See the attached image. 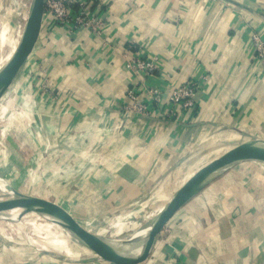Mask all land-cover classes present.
Here are the masks:
<instances>
[{"label":"crops","instance_id":"crops-1","mask_svg":"<svg viewBox=\"0 0 264 264\" xmlns=\"http://www.w3.org/2000/svg\"><path fill=\"white\" fill-rule=\"evenodd\" d=\"M75 1L76 8L86 3L101 12L104 35L99 39L88 29L64 30L51 17L43 18L20 72H28L33 82L24 90L32 97L20 118L34 126L23 134L29 152V143L40 156L47 144L60 142L53 153L60 158L57 169L86 174L81 185L85 202L136 204L205 128L214 134L229 131L233 139L243 134L264 140V73L250 41L253 31L264 29V0ZM135 57L158 64L143 84L125 69ZM190 79L201 82L197 110L178 114L175 109L182 124L132 117L120 132L114 129L128 90L169 92ZM162 105L160 117L170 110ZM99 130L108 135L101 150L89 153L81 165L61 161L75 157L77 150L70 147L75 141L93 140ZM109 140L113 145H105ZM237 168L215 175L179 208L137 264H264V205L255 202L250 181L236 179ZM23 169L28 172L29 164ZM79 180L69 187H77Z\"/></svg>","mask_w":264,"mask_h":264},{"label":"rangeland","instance_id":"rangeland-1","mask_svg":"<svg viewBox=\"0 0 264 264\" xmlns=\"http://www.w3.org/2000/svg\"><path fill=\"white\" fill-rule=\"evenodd\" d=\"M32 1L0 0V64L7 58L16 33L17 31L19 33L25 18L24 29ZM30 78L31 75L28 72L19 73L9 91H6L0 97V176L5 179L6 188H13L24 195L43 198L59 205L81 228L101 238L118 237L123 234H127L128 236H125L129 237L139 229L142 218L148 211L156 208V212H158L194 173L243 142L262 140L256 137L243 136V134H240L241 137L233 139L229 131H221V133L216 131L214 134L213 130L208 131V128H205L204 134L199 136L197 140L190 142L188 149L183 152V156L174 164L171 171L161 174L160 180L152 184L157 187L148 190L146 197L143 196L136 204H132V206L91 205L85 202L86 190L83 186L81 187L83 181L87 178L86 174L78 173L75 175L70 172V168L59 171L56 167L60 158L56 159L57 156L55 157L53 153H58L59 148H61L60 142L47 144L46 152L40 156L37 154V146L29 143V152V147L24 145L23 134H25V129L29 128L33 131L34 128L33 125L21 121L25 118H20L21 109H25L26 104L29 103L32 97L31 93L28 96L24 91L28 89ZM19 99H25L26 102H21V100L18 102ZM132 117L149 118L130 112L127 115L120 116V123L114 129L120 132ZM177 118V116H174L170 120L179 121L182 124L183 118ZM162 120L167 121L168 119ZM36 135L37 132L35 131V137ZM95 136L97 137L93 140L75 141L77 143L74 142L70 146L77 150L75 157L62 158L61 161L65 159L66 165L83 164L89 153L91 155L92 151L102 149L103 138L108 135H104L99 130ZM113 143L114 140H109L106 141L105 145L110 146ZM49 152H51V155H49ZM23 158L25 163L22 162ZM76 159L77 161H75ZM95 159L97 161L101 160L100 156L95 157ZM26 163L30 166L28 172L23 171L25 170L23 166L25 168ZM236 166L239 168L236 170H240L236 172V179L246 182V184L250 181L255 202L258 201L260 205L262 202L264 205V185L259 189L256 187L259 183H264V165L253 160H247L235 164L232 168H236ZM76 177L80 179V183H77V187L70 188L69 185L76 181ZM252 182L255 184H252ZM167 199L168 201H166ZM0 200L12 199L4 195L0 197ZM16 209L18 207L3 211L2 214L9 215L8 211L14 213ZM18 216L20 217L18 218ZM14 218H18L17 221L23 225L25 233L16 230V226L12 222ZM26 237L53 247L49 249H56L58 254L52 252L54 255L34 248V246L32 247L25 241ZM83 251L84 249L78 243L63 236L39 215L23 212L21 209L15 216H10L8 219L0 218V264H32L34 262L40 263V261L47 264H96L95 261H102L94 252H92V255L96 258L89 261L78 262L72 260L78 253ZM32 254L35 259L32 258ZM100 261L98 262L101 263ZM108 264L113 263L108 262Z\"/></svg>","mask_w":264,"mask_h":264},{"label":"water","instance_id":"water-1","mask_svg":"<svg viewBox=\"0 0 264 264\" xmlns=\"http://www.w3.org/2000/svg\"><path fill=\"white\" fill-rule=\"evenodd\" d=\"M44 5L45 0L32 1L21 44L13 58L0 70V97L21 72L37 42L43 21ZM254 159H264V140L243 142L194 173L165 204L163 214L156 220L152 229L144 236L135 238L133 250L126 254L117 253L103 240L104 238L85 231L59 205L43 198L20 194L13 188L9 189L13 191L15 198L12 200H0V213L18 207L23 212H35L43 216L44 210H51L54 214L52 217L56 221L68 225L70 232L80 240V243L103 260L113 264H137L148 256L156 236L175 212L199 192L210 179L237 163Z\"/></svg>","mask_w":264,"mask_h":264},{"label":"built area","instance_id":"built-area-1","mask_svg":"<svg viewBox=\"0 0 264 264\" xmlns=\"http://www.w3.org/2000/svg\"><path fill=\"white\" fill-rule=\"evenodd\" d=\"M75 0H45L43 18L51 17L54 24L61 26L64 30L72 32L79 29H88L99 39H102L105 29V21L100 11L90 10L86 3H79L78 8ZM253 54L264 73V29L253 31L250 35ZM125 69L134 73L143 84V79L153 75L158 70L155 61L135 57L128 59ZM201 86V82L190 79L181 85L173 87L169 92H163L154 87L128 90L126 96L128 102H124L120 109V116L130 112L139 114L141 117L156 118L158 120L171 119L178 114L194 113L196 110L195 95ZM162 104L170 107V110L163 117L157 116ZM162 118V119H161Z\"/></svg>","mask_w":264,"mask_h":264},{"label":"bare ground","instance_id":"bare-ground-1","mask_svg":"<svg viewBox=\"0 0 264 264\" xmlns=\"http://www.w3.org/2000/svg\"><path fill=\"white\" fill-rule=\"evenodd\" d=\"M24 21H25V18L23 20V24L19 30V33H18V31L16 33V37H15V39L11 45V49L8 52L7 58L0 64V70L13 58V56L15 55L16 51L18 50V48L21 44V41L23 39V35L25 32L26 24H27V21H26L25 27L23 29ZM22 30H23V32H22ZM253 161L261 163L264 165V159H254ZM5 182H6L5 179H3L0 176V197L6 195V196L10 197L11 199H14L15 195L13 194V191L9 188H6ZM20 194H22V193H20ZM166 201H168V199ZM164 208H165V205H163L159 209L158 212H156V208H153L152 210L148 211L143 216L139 229L135 233L130 235L129 237L125 236L127 234H125V235L123 234V235L118 236V237L104 238L103 240H105L107 242V244H109L111 246V248L113 250L117 251V253H119V254H126V253L132 251L134 248V244H135V238H140V237L144 236L146 233H148L152 229L156 220L163 214V212L165 210ZM20 210H21V208H18V209H16V212H14V213H11L10 211H8L9 215L0 213V218L8 219V218H10V216L17 215ZM44 211L45 212H44L43 216H41L35 212H31V213L39 215L42 218H44L59 233H61L63 236L67 237L68 239L73 240L74 242L78 243L84 249V251L82 253H78V255H76L75 258H73V259L71 258L72 260L78 261V262H85V261H89L91 259L96 258L94 255H92L93 251L86 248V247H83V245L80 243V240L70 232L68 225H66L64 223H60L59 221H56V219H54L52 217V216H54L53 211H51V210H44ZM17 220H18V218H14L12 221V222H14V224L16 226V230H18L21 233H23V232L25 233L23 225L21 223H19ZM95 236H97V235H95ZM25 241L28 244L32 245V247L34 246V248H37L41 251L50 252V253L54 252L56 255L58 254L56 249H54V250L49 249V248H53V247H50L49 245H47L45 243L33 241L27 237L25 238ZM54 253H52V254H54ZM99 258L102 261H105L101 257H99ZM105 262H107V261H105Z\"/></svg>","mask_w":264,"mask_h":264},{"label":"trees","instance_id":"trees-1","mask_svg":"<svg viewBox=\"0 0 264 264\" xmlns=\"http://www.w3.org/2000/svg\"><path fill=\"white\" fill-rule=\"evenodd\" d=\"M73 8H74V9H77L78 7L76 8V7L74 6Z\"/></svg>","mask_w":264,"mask_h":264}]
</instances>
